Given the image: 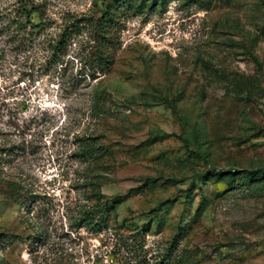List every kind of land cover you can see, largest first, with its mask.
Listing matches in <instances>:
<instances>
[{
  "label": "rangeland",
  "instance_id": "1",
  "mask_svg": "<svg viewBox=\"0 0 264 264\" xmlns=\"http://www.w3.org/2000/svg\"><path fill=\"white\" fill-rule=\"evenodd\" d=\"M0 264H264V0H0Z\"/></svg>",
  "mask_w": 264,
  "mask_h": 264
},
{
  "label": "trees",
  "instance_id": "2",
  "mask_svg": "<svg viewBox=\"0 0 264 264\" xmlns=\"http://www.w3.org/2000/svg\"><path fill=\"white\" fill-rule=\"evenodd\" d=\"M22 15H23V17H24V19H25V21H26V23H30V16L32 15V14H34V13H37L38 14V17H41L40 16V12H39V10L37 9V8H32V9H30L29 11L28 10H26V8H24V7H22ZM19 16L20 15H17L16 17H14V18H11V20H7L8 21V23L11 25V26H14V29L16 30V31H22L23 29H25V26H21V19H19ZM20 17H22V16H20ZM40 20H41V18H39ZM103 25V24H102ZM31 26H32V28L34 29V30H38V31H41V29L42 28H44L43 27V23L40 21L37 25H34V24H31ZM74 26H76V25H74ZM103 27V26H102ZM69 31H68V28H66V29H64V32H63V34L61 35V39L58 41V42H56V44L54 45V47H53V53H56V52H58L59 51V49L61 48V50L64 48V46H65V42H66V39L68 38L67 36H68V33ZM109 33V32H108ZM102 58L103 57H99V59L97 60V64L96 65H94V69L92 70L93 72H98V71H101L102 69H104V68H106V65H104L103 66V68H102ZM104 59V58H103Z\"/></svg>",
  "mask_w": 264,
  "mask_h": 264
}]
</instances>
